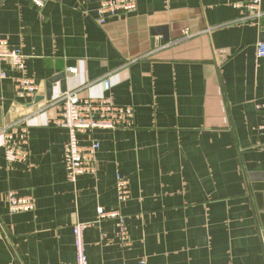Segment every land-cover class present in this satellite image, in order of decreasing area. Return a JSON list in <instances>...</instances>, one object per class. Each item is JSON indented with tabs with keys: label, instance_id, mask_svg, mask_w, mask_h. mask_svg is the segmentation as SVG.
Segmentation results:
<instances>
[{
	"label": "crops",
	"instance_id": "crops-1",
	"mask_svg": "<svg viewBox=\"0 0 264 264\" xmlns=\"http://www.w3.org/2000/svg\"><path fill=\"white\" fill-rule=\"evenodd\" d=\"M101 1L0 0V35L38 84L20 98L18 71L0 60V129L34 121L25 160L7 161L0 133V264H77L79 222L90 223L88 264H264V0L261 17L249 0H137L103 25ZM62 72L67 91L135 111L133 128L79 134L99 148L97 172L76 183L64 161L69 131L54 123L60 81L46 99ZM41 91L46 102L32 110ZM117 173L130 180L126 202ZM11 191L33 196L34 210L12 212ZM99 206L120 207L128 245Z\"/></svg>",
	"mask_w": 264,
	"mask_h": 264
},
{
	"label": "built area",
	"instance_id": "built-area-1",
	"mask_svg": "<svg viewBox=\"0 0 264 264\" xmlns=\"http://www.w3.org/2000/svg\"><path fill=\"white\" fill-rule=\"evenodd\" d=\"M36 7L42 8L49 0H30ZM262 0H249L248 8L257 16L263 15L261 9ZM137 0H103L98 9V22L103 25L108 15H116L119 12L135 10ZM186 34L188 32L186 31ZM257 54L264 57V40L257 42ZM0 60L7 61L11 67L18 71L19 75L14 78L15 89L20 98H30L36 94L38 84L34 79L24 75V54L19 49H10L8 42L0 35ZM70 72L78 73L76 67L69 68ZM7 77L5 72L0 73V79ZM111 87V81L106 79L105 88ZM60 106L59 114L54 123L69 130V138L65 143V162L67 177L75 183L80 175L96 172V151L98 142H92L88 147H83L79 142L80 133H91L97 128L116 129L117 127H132L134 124V107L132 105L121 106L115 104L106 96L89 97L82 99L77 90L61 93L58 99ZM264 110V102L257 105ZM30 117H23L1 127L0 133L4 136L6 159L9 163L25 160L28 152L25 149L27 143L28 127L33 123ZM264 129V125L261 126ZM118 190L121 199L128 197L129 181L120 176ZM10 210L12 212L34 210L35 202L32 196H21L15 191L9 193ZM99 219L117 218L118 237L125 245L129 244V232L127 230L124 214L120 209H106L99 207ZM90 225L87 222H79L74 227L75 244L77 251V264H88V256L85 245V229ZM138 264H147L145 259Z\"/></svg>",
	"mask_w": 264,
	"mask_h": 264
},
{
	"label": "water",
	"instance_id": "water-1",
	"mask_svg": "<svg viewBox=\"0 0 264 264\" xmlns=\"http://www.w3.org/2000/svg\"><path fill=\"white\" fill-rule=\"evenodd\" d=\"M66 74L64 72L55 75L54 77H51L48 79L46 82V88H47V101H50L52 99L53 93H54V83L60 81V91L63 93L67 91V85H66ZM39 93V91H38ZM41 94L43 93L42 91L40 92ZM44 99V95H38V97L35 100L34 106L32 110H36L38 107H41L45 104L46 100ZM31 110V109H30ZM31 110V111H32Z\"/></svg>",
	"mask_w": 264,
	"mask_h": 264
},
{
	"label": "trees",
	"instance_id": "trees-1",
	"mask_svg": "<svg viewBox=\"0 0 264 264\" xmlns=\"http://www.w3.org/2000/svg\"><path fill=\"white\" fill-rule=\"evenodd\" d=\"M98 21V20H97ZM260 41V40H259ZM258 42V41H257ZM256 46H257V43H256ZM256 51H257V47H256ZM258 55V54H257ZM260 57V56H259ZM123 106V105H122ZM124 106H127V105H124ZM134 125H135V115H134V124L132 125V127H126V128H133L134 127ZM120 128H123V127H117L116 129H120ZM97 129H107V128H97ZM109 129V128H108ZM110 130H115V129H110ZM69 131V130H68ZM87 134H89V133H87ZM69 138V137H68ZM98 148H99V146H98ZM98 148H97V151H98ZM97 151H96V172H97ZM64 161H65V148H64ZM65 167H66V162H65ZM66 172H67V169H66ZM95 172V173H96ZM95 173H84V174H95ZM118 176H120V177H122V178H124V179H127L128 181H129V184H128V188H129V193H128V197L126 198V199H121L120 198V194H119V190H118V182H119V177ZM80 177V176H79ZM78 177V178H79ZM67 179H68V177H67ZM69 180V179H68ZM70 181V180H69ZM78 181V180H77ZM76 181V182H77ZM71 183H73L72 181H70ZM75 182V183H76ZM115 188H116V192H117V197H118V199H119V202H126V201H128V199L130 198V193H131V190H130V180H129V178L128 177H126L125 175H123V174H121V173H117L116 174V179H115ZM22 196V195H21ZM33 197V196H32ZM34 199V198H33ZM10 204V203H9ZM99 207H101V206H99ZM99 207H98V209H99ZM103 207V206H102ZM105 208V207H104ZM114 208H116V209H120V207L119 206H116V207H114ZM107 209V208H106ZM110 209H112V208H110ZM120 211H121V209H120ZM122 212V211H121ZM123 213V212H122ZM98 215H99V212H98ZM125 216V215H124ZM114 219V221H115V226H116V229H117V233H118V230L120 229V227L118 226V221H119V219H117V218H113ZM124 219H125V224H126V227H127V230H128V226H127V223H126V217H124ZM75 227V226H74ZM73 230H74V228H73ZM128 232H129V230H128ZM85 245H86V243H85Z\"/></svg>",
	"mask_w": 264,
	"mask_h": 264
}]
</instances>
